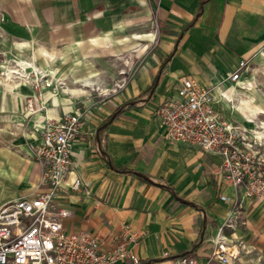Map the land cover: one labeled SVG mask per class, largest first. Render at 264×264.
<instances>
[{
	"label": "crops",
	"instance_id": "crops-1",
	"mask_svg": "<svg viewBox=\"0 0 264 264\" xmlns=\"http://www.w3.org/2000/svg\"><path fill=\"white\" fill-rule=\"evenodd\" d=\"M0 39L16 54L0 63V208L47 190L35 156L42 131L80 111L71 171L55 198L70 212L68 233L97 235L110 248L127 224L141 264H209L237 211L236 228H224L238 253L230 264H264V199L231 187L220 156L168 141L157 113L192 77L214 88L226 121L244 120L229 102L248 93L242 78L264 56V0H0ZM241 61L248 70L235 83ZM64 66L71 88L43 84L67 79Z\"/></svg>",
	"mask_w": 264,
	"mask_h": 264
},
{
	"label": "built area",
	"instance_id": "built-area-1",
	"mask_svg": "<svg viewBox=\"0 0 264 264\" xmlns=\"http://www.w3.org/2000/svg\"><path fill=\"white\" fill-rule=\"evenodd\" d=\"M247 70L248 64L241 61L231 80L238 83ZM43 84L51 86L47 81ZM213 90L202 87L192 77L183 78L178 97L163 102L157 109L165 138L220 156L224 179L231 187L243 190L248 198L264 199V153L254 149L255 143L215 110ZM28 106L34 110L31 100ZM81 127L80 111L46 122L35 156L45 166L43 183L47 190L0 208V264H141L132 251L135 237L127 224L114 237L110 248L97 235L65 230L64 220L70 212L57 209L55 198L71 171L72 147ZM82 185V179L77 177L71 188L77 192ZM238 218L234 211L220 229L209 264H230L237 257V251L227 243L224 228L235 229ZM179 260L181 264H198L192 257Z\"/></svg>",
	"mask_w": 264,
	"mask_h": 264
},
{
	"label": "rangeland",
	"instance_id": "rangeland-1",
	"mask_svg": "<svg viewBox=\"0 0 264 264\" xmlns=\"http://www.w3.org/2000/svg\"><path fill=\"white\" fill-rule=\"evenodd\" d=\"M11 47L10 40L0 39V63L7 58L13 59L16 56L13 50H11ZM25 53L28 54L29 51H25ZM51 71L53 72L54 70L52 69ZM16 72L18 73L17 70ZM22 73L25 74V72ZM38 73L41 77L51 76V72L49 71L44 72L42 70H37L36 74ZM69 73L70 67L64 66V78H66ZM242 80L248 93L238 101H236L235 98H232L229 103L231 107H235V110L237 111L234 114V117H240L244 120L238 118L237 121L234 118H231V116H233L231 112V114H228V117L230 122L238 126L240 131L249 137L251 143H255L253 148L264 153V56L252 61L249 72L243 76ZM46 81L48 82V80H45L44 83ZM49 83H51V88L68 89L73 86L69 76L67 79H63V81L54 82L53 80ZM244 105L245 108H238L240 106L244 107Z\"/></svg>",
	"mask_w": 264,
	"mask_h": 264
},
{
	"label": "trees",
	"instance_id": "trees-1",
	"mask_svg": "<svg viewBox=\"0 0 264 264\" xmlns=\"http://www.w3.org/2000/svg\"><path fill=\"white\" fill-rule=\"evenodd\" d=\"M120 113H121V110L118 109V111H116V112L110 117V120L116 118Z\"/></svg>",
	"mask_w": 264,
	"mask_h": 264
}]
</instances>
